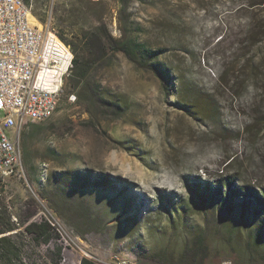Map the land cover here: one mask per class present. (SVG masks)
I'll return each instance as SVG.
<instances>
[{"label": "rangeland", "instance_id": "1", "mask_svg": "<svg viewBox=\"0 0 264 264\" xmlns=\"http://www.w3.org/2000/svg\"><path fill=\"white\" fill-rule=\"evenodd\" d=\"M108 1L117 34L119 0ZM128 12L144 26L143 37L163 48L173 90L118 55L97 78L128 100L125 115L74 113L63 100L50 119L38 122L27 142L30 167H23L40 203L34 219L55 218L64 230L56 228L58 237L48 243L30 236L49 264H78L82 248L138 264L142 248L175 235L165 214L150 211L161 201L158 189L190 202L191 223L207 216L217 228L223 219L200 206L195 184L217 189L219 180L235 176L236 185L247 182L264 194V0H135ZM52 13L45 24L37 20L56 32ZM181 91L194 101L192 112L177 104ZM89 174L84 179L92 185H77ZM106 177L135 197V208L119 211L121 193L96 182ZM55 183H65L68 194ZM240 233L206 264H264V254L249 249L247 228Z\"/></svg>", "mask_w": 264, "mask_h": 264}, {"label": "trees", "instance_id": "2", "mask_svg": "<svg viewBox=\"0 0 264 264\" xmlns=\"http://www.w3.org/2000/svg\"><path fill=\"white\" fill-rule=\"evenodd\" d=\"M24 1L32 5L33 15L41 23L45 24L50 11L53 12L51 15L56 33L70 45L74 53L67 92L61 100L68 101L74 113L125 115L128 112V100L123 95L112 93L97 78L101 66L118 55L125 56L137 69L147 71L163 81L168 92L173 90L174 76L161 59L163 48L155 49L143 37L142 23L129 16L128 9L135 0H119L117 34L111 29L110 22L113 20L114 11L108 0ZM179 93L181 101L177 104L192 112L194 101L182 91ZM71 94L76 96L74 101L70 100ZM39 128L38 122L29 121L22 130L23 162L29 167L28 138L36 134ZM52 153L55 154V151L52 150ZM89 176L90 174L84 175L80 182L77 181V185L83 182L92 185L93 182L84 179H89ZM235 178L237 177L232 176L224 181L219 180L217 189L199 184H195L194 190L192 189L202 208L211 209L216 218L223 219L220 228L213 226L212 221L206 219L207 216H204L203 223H191L190 202L176 199L174 194L158 189L161 201L157 206L153 203L150 211L159 215L165 214L175 235L171 234V238L168 237L150 250L142 248L139 251L138 264H206L209 255L224 249L226 242L230 243L237 238L243 227L247 228L249 249L264 254V194L259 196L258 191L247 182L236 185ZM105 179L99 181L102 179L98 178L95 181L100 183V189L112 187L121 193L116 202L119 211L132 209L131 204L135 197L127 194L125 187L117 188L107 177ZM55 186L68 194L65 183H55ZM93 189L99 190L95 186ZM39 194L47 198L44 191H39ZM39 212V200L26 184L24 177L18 172L0 177V264H49L46 259H41L30 236L34 235L48 243L58 237V232L48 219H34ZM249 213L254 216V220L249 219ZM80 264L98 263L84 256Z\"/></svg>", "mask_w": 264, "mask_h": 264}, {"label": "built area", "instance_id": "3", "mask_svg": "<svg viewBox=\"0 0 264 264\" xmlns=\"http://www.w3.org/2000/svg\"><path fill=\"white\" fill-rule=\"evenodd\" d=\"M46 26L24 0H0V177L18 172L26 178L22 130L29 121L50 119L67 92L74 53L49 23ZM75 99L71 94L70 100ZM40 169L46 177L47 163ZM48 220L64 235L57 219ZM82 251L98 264H136L128 257L106 259Z\"/></svg>", "mask_w": 264, "mask_h": 264}]
</instances>
